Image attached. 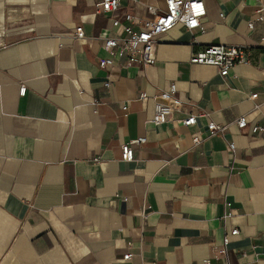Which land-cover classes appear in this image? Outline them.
<instances>
[{"label":"crops","instance_id":"0c3cea01","mask_svg":"<svg viewBox=\"0 0 264 264\" xmlns=\"http://www.w3.org/2000/svg\"><path fill=\"white\" fill-rule=\"evenodd\" d=\"M202 1L201 29L177 23L154 64L100 69L113 18H148L163 0L112 13L98 0H0V264H219L211 247L233 228L227 262L264 264V128L250 131L264 127V26H247L264 0ZM211 44L245 46L250 61L225 77L189 61ZM170 83L183 105L154 124ZM211 121L226 127L209 135ZM142 137L122 160L121 144Z\"/></svg>","mask_w":264,"mask_h":264},{"label":"built area","instance_id":"2783aa9c","mask_svg":"<svg viewBox=\"0 0 264 264\" xmlns=\"http://www.w3.org/2000/svg\"><path fill=\"white\" fill-rule=\"evenodd\" d=\"M164 9L159 10L152 5H146V10L150 16L148 18H140L132 13H126L122 20L113 18L112 24L116 26L115 36H107L102 39V44L107 50V56L98 59L97 65L100 69L111 66L116 60L123 59V63L127 66L138 64L142 67L155 63V50L158 38L169 31L177 23L182 24L187 30L199 28L202 18L206 14L205 6L202 0H163ZM120 8V0H98L96 3L97 12L112 13ZM255 23L264 26V8L255 10V17L249 20L247 26L251 28ZM74 37L77 40H84L85 35L81 26L74 28ZM5 44L0 38V48ZM249 50L241 45H220L211 44L191 54L189 61L195 64L212 65L218 69L219 75L225 77L229 74L230 69L239 63H247L250 61ZM107 80L104 86H109ZM175 84L170 83L165 90H160L154 94V108L152 122L154 124L166 123L172 119V114L179 110L183 105L181 101L174 98ZM25 93V86L20 85L19 94ZM141 99L146 98L145 93L139 95ZM250 99H255L257 93H251ZM127 110L126 104L122 106V111ZM196 116L188 114L180 120L185 126L195 124ZM235 125L239 129L248 126L245 116H240L234 120ZM208 134L221 132L225 129V125L207 123ZM263 126L255 125L250 127V131L255 134L263 130ZM145 142V138H137L123 143L120 146L121 159L131 161L134 158L133 144H141ZM193 142H200L198 137L193 138ZM229 150L233 152L234 145L229 143ZM237 228L230 230L228 234H224L220 245H212L210 255L212 258L221 261L219 264H229L226 260L227 244L229 236L237 235ZM130 257L129 253L123 255L124 259ZM209 258L203 260L204 264H209Z\"/></svg>","mask_w":264,"mask_h":264}]
</instances>
